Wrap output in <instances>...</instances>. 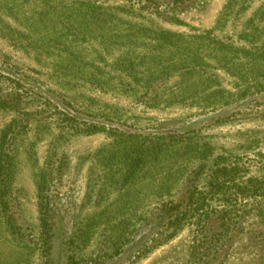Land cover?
I'll list each match as a JSON object with an SVG mask.
<instances>
[{
	"label": "rangeland",
	"instance_id": "obj_1",
	"mask_svg": "<svg viewBox=\"0 0 264 264\" xmlns=\"http://www.w3.org/2000/svg\"><path fill=\"white\" fill-rule=\"evenodd\" d=\"M8 128L22 224L0 211V264H264V0H0ZM117 130L208 152L169 188L139 174L109 206L134 219L125 240L103 222L119 190L91 176Z\"/></svg>",
	"mask_w": 264,
	"mask_h": 264
},
{
	"label": "trees",
	"instance_id": "obj_2",
	"mask_svg": "<svg viewBox=\"0 0 264 264\" xmlns=\"http://www.w3.org/2000/svg\"><path fill=\"white\" fill-rule=\"evenodd\" d=\"M143 86L147 88V91L150 88V84H143ZM146 96H148V94ZM9 131L8 128L0 137V211L5 213V220L8 228H11L14 234H19L22 223L18 216V209H16L18 205L12 200L11 195L13 189L14 163L12 152L7 141ZM118 132L119 134H115L114 142L108 146L102 147L95 153L94 162L96 164L98 163L97 165L103 168L104 174H98L95 170L93 173L91 171L93 179L94 177H101L103 180L97 197L105 199L108 196L106 193L112 191L110 189L114 190L115 188H117L121 194L120 197L118 196L117 200H113L104 208V211H109L103 222L107 225V229L109 230L108 237L110 240H125L128 238L130 227L134 219L130 216L126 217L123 215L121 209L118 213V217L114 216L113 210L109 209V206L113 205L115 201H119V199L122 203H125V205H130L128 202L131 196L130 190L135 179L142 171L147 169L146 172L151 175L163 173L164 179H162V181L165 183L164 188H169L172 185V179H174L172 173L173 166L178 165V167H181L186 162L187 158L197 157L200 152V155L205 157L208 153L206 149L200 151V147L195 143L180 145L174 144L175 142L171 140L164 143V141L161 140V142L156 141L158 140L155 139L156 136L142 137L143 135L141 134V136L132 134L126 136L125 133ZM225 166V164L221 167L218 166L215 170V180H217L216 176L218 177L226 172L227 168ZM157 177L158 176H155L153 179ZM93 179L91 178V182H89V185L91 184V186H89L91 189L87 192L88 198H91L95 187H93L94 184H92ZM46 181L47 174L43 171L40 173V187L42 190ZM152 189H154V186H152ZM126 199H128L127 202ZM194 200L195 197L193 199V204L195 205L196 211L204 209L206 206L204 201L197 199L194 202ZM174 202L175 201H171L170 203L164 204L163 210L166 209L169 214H172V211L175 210L173 207L176 206ZM169 217L170 218L166 219H168L170 224H174L177 221V219L172 218V215H169ZM111 218L113 220H110ZM51 219L52 218L49 217L48 214L43 218L42 225L46 236L52 230L54 223H56L55 220ZM160 221L162 224L165 219L163 218ZM86 229H88L87 226Z\"/></svg>",
	"mask_w": 264,
	"mask_h": 264
}]
</instances>
